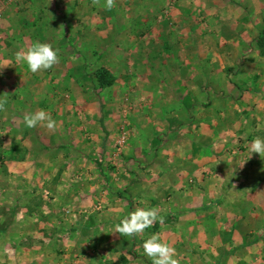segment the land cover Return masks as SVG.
<instances>
[{
    "label": "rangeland",
    "instance_id": "rangeland-1",
    "mask_svg": "<svg viewBox=\"0 0 264 264\" xmlns=\"http://www.w3.org/2000/svg\"><path fill=\"white\" fill-rule=\"evenodd\" d=\"M63 3L64 0H0V58L5 53L4 60L7 61H2L8 62L4 66L0 64L3 67L0 68V108L5 107V111L0 112V120L11 118L18 126H23L25 115L43 109L50 111L57 122L55 130L41 126L29 129L25 125L24 128L0 129V259L5 264H9L8 256L3 254L6 247L14 264H31L33 261L27 248L33 245V240H28L27 236L23 241L16 236L17 232L20 234V230L33 227L40 220L53 221L51 231L59 226L57 221L66 216L74 218L75 221L66 222V226L77 231V237L73 242H67L65 248L59 243L58 256L73 248L90 249L96 251L97 262L106 256L108 248L125 252L130 247L129 241L114 233V225L130 211L144 208L145 181L152 184L148 189L154 192L147 191L152 196V207L163 217V223L154 222L144 233L135 236L131 248L143 254L145 239L153 233L168 232L176 220L174 216L167 219L165 213L169 209L161 207L160 202L170 197L165 201L170 203L172 193L159 190L163 179L159 175L144 177V171L149 169L146 159L149 149H156L159 157L158 150L168 154L193 152L203 155L212 147L202 143L207 140L205 130H199L192 142L189 139L191 131L176 126L187 121L175 105L188 100L185 92L180 91L182 86L187 88L199 83L205 88L199 104L209 100L207 93L211 92L217 104L214 129L218 137L214 146L217 160L201 172L213 174V171L224 170L229 166V160H233L229 155L238 160V155L248 151L234 139L231 144L230 135L249 134L251 137L253 132L256 133L254 128L231 129L228 124L237 121L238 117L247 124L257 119L252 110L257 112L256 108L262 103L257 92L264 89V31L257 36V49L237 48L225 53L217 49L216 64L209 67L208 79L206 66L193 60L194 56L202 59L206 50L162 47L165 40L171 41L173 36L167 37L161 32L151 33L150 42H146L145 32L132 34L127 20L116 21L117 25V18L111 16L113 9L100 8L102 4L91 7L92 0H72V19L64 23L58 17L54 23L53 10L58 11ZM115 3L128 8L126 0H115ZM37 11L43 12L45 17L40 18ZM147 19L149 16L144 15L137 20L145 22ZM62 22L66 24L63 31ZM155 27L157 24L153 23V29ZM64 30H71L74 37H80L83 48H64ZM184 35V32L179 34L181 40H185ZM35 41L51 44L58 50L59 60L52 68L34 74L24 64H13L15 52ZM109 41L115 46L107 47ZM6 43L7 46H3ZM146 44H153L152 48H144ZM232 61L235 64L228 65ZM159 85L165 89L158 91ZM247 93L253 96L239 95ZM242 106H247L243 107L244 113L238 112ZM237 149V153L233 152ZM174 157L167 159L164 165L160 159L155 160L152 170L156 172L166 165L174 174L172 167L179 164ZM3 166L10 170L5 171ZM137 170L141 176L133 177ZM173 181L175 178L167 176V185ZM59 205L64 207L66 216L62 214L64 209L61 214L53 209ZM36 218L39 221H35ZM104 218L110 221L98 228L106 238L98 243L91 237L96 233L95 221ZM45 237L51 238L50 234ZM47 241L41 237L35 246L46 249ZM21 244L26 249L23 250ZM103 250L105 253H101ZM76 259L70 264H77ZM118 260L122 264L127 262L124 255ZM35 261L54 264L57 258L43 256ZM251 264L257 263L252 261Z\"/></svg>",
    "mask_w": 264,
    "mask_h": 264
},
{
    "label": "crops",
    "instance_id": "crops-1",
    "mask_svg": "<svg viewBox=\"0 0 264 264\" xmlns=\"http://www.w3.org/2000/svg\"><path fill=\"white\" fill-rule=\"evenodd\" d=\"M126 2L128 3L127 9L123 5H116L115 3L112 10L114 13L111 16L112 19L114 17L117 18L115 20L117 25H119L117 22L123 23L124 20H127L132 34L145 32L147 38L144 39L146 42H150L148 38L152 37L151 33L161 32L167 34V37L173 36V40L168 41L166 39L165 45L162 47L168 48L171 46L206 50V54L202 59L194 56L195 59L193 60L201 61L202 66H206L204 70L208 72V79L210 78L209 67H214L213 65L216 64L217 49L223 50L224 53L226 50L237 48L241 50L257 49L259 45L257 36L264 31V0H126ZM94 6V4H91V7ZM94 10L97 11V8ZM53 12L55 18L51 19L54 23H56L55 19L58 17L62 18L64 23H67L70 18L72 19V0H64L62 7L58 11L53 10ZM37 15L40 18L45 17V14L41 11H37ZM144 15H148L149 19L145 22L137 20ZM157 21H160V23H157ZM63 22L62 31L66 25ZM153 23L157 24L154 29ZM32 27L36 28L35 25ZM140 27L143 28V31H139ZM182 32L186 33V36L184 35L185 40H181L179 36ZM71 33V30L68 32L64 30L63 47L83 48L80 45L83 40L78 39L80 37H74ZM101 33L104 32L101 31ZM109 42L107 47L111 46V44L114 45V42H110V44ZM147 45L144 48L150 49L153 44ZM3 46H7V43L3 44ZM4 54L0 58L1 66L8 64V62H4L7 61V59L4 60ZM244 54H247V52H244ZM244 62L246 63V60ZM230 63L228 65H234L235 61ZM160 89H165V87L159 85L157 90L160 91ZM203 89L205 88L201 87L199 83L187 88L182 86L180 91L185 92V97H188V100H182L181 104L176 102L175 105L178 112L185 114L187 121H183L182 124L180 123L176 126L180 125L179 128H186L191 131L189 139L192 142L197 137L196 135L199 134V130H205L207 140H203L202 143L212 146L211 151L207 150L203 155H195L193 152L191 154L182 152L168 154L163 150L160 152L158 150V157L156 149H149V156L146 158L149 169L144 171V177L149 175V178H155V176L159 175V178H163L159 190L163 189L165 191L166 189V191L172 193L170 203L169 201L165 202L170 198L168 197L163 199L164 202L161 201L160 204L161 207L169 209L165 213L167 219L171 218L168 216H174L176 222L170 225L171 227L167 229V233L159 232L160 236L165 242L174 246L178 264H251L252 261H256L257 264H264V159L257 153L251 155L247 151L244 154H240V156L238 155V160L235 158L236 156L229 155L233 157V160H229L230 164L228 167H224V170L213 171V174L201 172L205 170L204 167L212 165L217 160L214 146L217 144L218 139L217 135L214 134L217 123L215 95L212 92L210 94L207 93V98L210 99L203 104H199L200 95L205 93ZM257 94L261 98L262 103L256 108L257 112L251 109L254 114L256 113L257 119H253L252 123L247 124L244 119L240 117L237 119L236 117L237 121L227 123L231 129L250 130L254 128L256 133L253 132L251 137L248 136L249 134L237 137L235 134L230 135L231 144H233L234 139L235 142L237 141L247 146L257 136L264 138V99H262L264 97V89L259 90ZM239 95L243 97L247 95L253 96L250 93ZM243 107L247 106H242L238 112L244 113ZM14 108L15 111L18 110L16 107ZM0 110V112L5 111V107L0 108ZM232 112H237V110H232ZM0 126V129L8 127L24 128V125L18 126V123L16 124L13 119L5 117L0 120ZM225 144L229 145L230 142H225ZM150 145L153 144L150 143ZM233 152L237 153L238 149ZM172 156H175L174 159L179 163L172 167L174 174L168 171L166 165L156 172L152 170L155 160L160 159V162L164 165L163 163L167 159H172ZM6 157L9 158V156ZM2 168L5 171L6 169L10 170L7 166ZM135 176H141L138 170L135 171L133 177ZM167 176L175 178V181L167 185L169 183V181L167 183ZM146 182H144L143 186L145 189L143 206L151 208L152 196L149 192L153 190L148 188L152 184ZM234 193L237 195H233ZM157 200L158 198L155 202ZM53 209L55 211L59 210L61 214V210L64 207L61 208L59 205L58 207H53ZM183 212H186V215ZM65 213V209L62 210L64 216H66ZM67 213H70V211L67 210ZM35 221H39L38 218ZM72 221H75L74 218L62 217L57 221L59 226L49 231L50 224L54 222H43L40 220L34 223L33 227L23 229V231L20 230V234L17 232L16 236L23 239V241L26 240L27 236L28 240H33V245L27 247L28 251H31L28 252L29 258L33 259L31 264H38L35 258L43 256L57 258L54 264H70L74 258L78 259H76L77 264H122L118 260L121 255H124L127 259L125 264H152L147 256L140 254L141 252H135L137 250L131 248L135 237H125V241L128 240L130 244V247L125 252L108 248V252L104 254L106 256L100 257L97 262L95 261L96 251H91L90 249L81 251L73 248L74 250H66L69 252H64L62 256H58L61 249L59 243H62V248H65L68 246L67 242H73L77 237V234H75L77 231L70 226H66V222ZM107 221L110 220L104 218L95 221L94 229L96 233L92 234L93 237L91 239L97 240L99 243L104 237L106 238V234L101 232L98 227L106 224ZM61 227L62 229L59 230ZM46 234H50L51 238H46ZM73 234L74 236H72ZM41 237L49 241V244L47 241L46 249H40L39 245L35 246V244H39L37 240ZM114 237L116 238V236ZM107 238L109 239L108 236ZM51 245H55V247L50 248ZM22 248L23 250L26 249L23 245ZM45 251L48 253L44 255ZM101 253H105L104 250ZM61 258L63 261H60Z\"/></svg>",
    "mask_w": 264,
    "mask_h": 264
},
{
    "label": "clouds",
    "instance_id": "clouds-1",
    "mask_svg": "<svg viewBox=\"0 0 264 264\" xmlns=\"http://www.w3.org/2000/svg\"><path fill=\"white\" fill-rule=\"evenodd\" d=\"M92 3L102 4V7L109 11L115 6V0H92ZM14 57L13 65L24 64L28 71L34 74L52 68L59 60L58 50L51 44L40 41H35L30 46H22L15 52ZM23 120L25 127L29 129L41 126L48 130H55L57 127V122L50 112L43 109L25 115ZM246 147L251 155L257 153L264 159V138L257 136ZM154 222L163 223V217L159 216L156 208H136L114 225V233L124 237L139 236L145 229L152 227ZM3 254L8 256L9 264H14L7 248L3 249ZM143 254L151 260L152 264H178L175 249L165 242L159 233H153L144 240ZM0 264H5V261L0 259Z\"/></svg>",
    "mask_w": 264,
    "mask_h": 264
}]
</instances>
